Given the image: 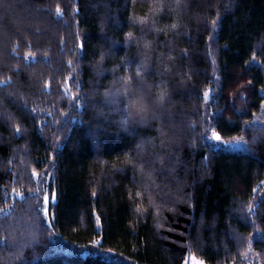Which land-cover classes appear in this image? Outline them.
<instances>
[{"label": "trees", "instance_id": "obj_1", "mask_svg": "<svg viewBox=\"0 0 264 264\" xmlns=\"http://www.w3.org/2000/svg\"><path fill=\"white\" fill-rule=\"evenodd\" d=\"M169 3L0 0V264H264V0ZM134 26L172 58L150 73L169 105L135 134L90 71Z\"/></svg>", "mask_w": 264, "mask_h": 264}, {"label": "clouds", "instance_id": "obj_2", "mask_svg": "<svg viewBox=\"0 0 264 264\" xmlns=\"http://www.w3.org/2000/svg\"><path fill=\"white\" fill-rule=\"evenodd\" d=\"M164 7L178 13L182 7L181 0H171ZM173 25V28L180 27L179 18ZM142 31L147 30L134 26L124 33V46L129 50L128 55H117L111 47L100 46L90 62L93 82L99 81V87L95 88L93 95L108 106V111L101 115L123 133L135 134L138 129L158 121L171 97L168 78L157 80L150 73H171L172 68L165 65L172 58L155 46V36L141 37ZM156 31L163 32V29ZM158 57L163 59L158 60ZM149 143L148 140L138 139L136 148L143 150Z\"/></svg>", "mask_w": 264, "mask_h": 264}, {"label": "rangeland", "instance_id": "obj_3", "mask_svg": "<svg viewBox=\"0 0 264 264\" xmlns=\"http://www.w3.org/2000/svg\"><path fill=\"white\" fill-rule=\"evenodd\" d=\"M243 91H241L242 93ZM241 93L239 92V95H237L238 101L240 99ZM209 137L211 138L210 140L218 147L221 149H241L243 147V141L241 138H236L234 140H227L223 138L219 133L216 131H211ZM220 141H216L220 139ZM216 139V140H215ZM89 252L88 249L82 250L83 254H87ZM199 261H203L202 259L197 258L196 256L192 255L189 256L183 264H198ZM204 264H208L205 261H203ZM246 264H258L255 262V258L253 256H247L246 258Z\"/></svg>", "mask_w": 264, "mask_h": 264}, {"label": "snow or ice", "instance_id": "obj_4", "mask_svg": "<svg viewBox=\"0 0 264 264\" xmlns=\"http://www.w3.org/2000/svg\"><path fill=\"white\" fill-rule=\"evenodd\" d=\"M141 23H143V20H141ZM172 27H175V25H173ZM128 35L131 36L132 33L129 32ZM81 46L83 47V45H81ZM203 96H204V97H208V96H209V92H204V93H203ZM17 131H19V129H17ZM215 140H216V139H215ZM220 140H221V137H220V139H218V140H216V141H220ZM93 195H96V193L93 192ZM137 195H141V193H137ZM45 203H47V197L45 198ZM139 207H140V206L137 205L138 210H139ZM198 264H204V262H203V261H199Z\"/></svg>", "mask_w": 264, "mask_h": 264}]
</instances>
